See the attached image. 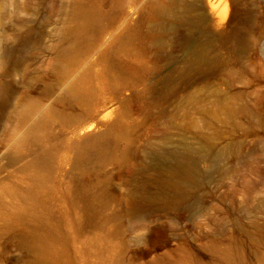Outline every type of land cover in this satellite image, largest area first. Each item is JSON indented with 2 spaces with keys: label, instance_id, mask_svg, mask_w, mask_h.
<instances>
[{
  "label": "rangeland",
  "instance_id": "obj_1",
  "mask_svg": "<svg viewBox=\"0 0 264 264\" xmlns=\"http://www.w3.org/2000/svg\"><path fill=\"white\" fill-rule=\"evenodd\" d=\"M73 1L0 0V264L46 249L50 264H264V0H217L220 22L163 18L162 44L159 0H81L98 21L63 67ZM105 128L118 136L96 151L75 145ZM166 139L227 152L175 207L137 173ZM138 192L159 198L134 209Z\"/></svg>",
  "mask_w": 264,
  "mask_h": 264
},
{
  "label": "bare ground",
  "instance_id": "obj_2",
  "mask_svg": "<svg viewBox=\"0 0 264 264\" xmlns=\"http://www.w3.org/2000/svg\"><path fill=\"white\" fill-rule=\"evenodd\" d=\"M156 3L157 5L154 10V15L160 19L159 21H161L159 26L155 25L156 35L158 36H156V38L159 39V44H162L163 38H172L173 32L170 27L165 26L163 18L173 17L175 20L181 22H185L189 19H195L200 22L205 21L206 18L220 22L225 19L223 11H219V13L217 12L215 15L217 0H159ZM69 16L71 17L72 25L68 26L67 24L62 29L61 35L70 41L72 37H75V34L87 35L89 31L96 26L98 21V15L94 14L90 7L81 0H74L72 2ZM210 42L213 44H221L226 48L228 47V42L224 39V37L211 38ZM76 43L77 42L75 41L73 43L71 41L70 46L65 49L64 53H62L65 58V60L61 63L63 67H65L67 62L71 59L72 53L77 47L75 46ZM183 44L184 42L180 43V45ZM209 47L210 45L207 43H199L190 47L188 50L189 60L185 63L188 64V61H202L205 58L204 55ZM1 56L2 55H0V58ZM184 66L186 67V64ZM90 70H92L91 67ZM90 76L91 73L87 67L71 82L69 89L73 91L74 95L78 97H85L90 93L89 91L92 89L91 87L94 86V84L90 83V81L92 79L94 80V78H90ZM89 79L91 80L89 81ZM39 126L40 121L36 120L30 125L27 131L33 134L38 130ZM90 128L91 126L88 127V129ZM117 136L118 134L113 132L110 128H105L89 139L84 138L83 140H78V142L76 141L75 145L84 146L88 149H92V151H96L97 147H101L105 144V141L108 138L114 139ZM152 151L153 152L144 153L142 161L137 169V173L139 176L145 177V181L151 182L157 187L166 189L169 192L173 191L175 198L172 197V194H170L172 201L170 198V201L167 203L173 206L183 201L185 196L188 197L189 193L186 194V192L193 191L197 186L198 177L200 176L199 167L201 165H214L222 159L225 153H227L226 150L223 149L219 152L212 153L210 145L200 141L193 144L172 139L164 140L159 147L154 148ZM10 155V153H7V156ZM34 162L36 166H43L46 160L45 157H39ZM152 173H155V175ZM38 174L39 173L37 172L34 175L35 177L40 178L41 175ZM133 197L132 208L134 209L138 207L143 198L148 202H152L154 199L158 200L159 198L147 196L142 197L140 192ZM187 197L185 198L187 199ZM43 243H45V241H43ZM51 254L52 253L48 252L46 249L43 253L41 252V254H39L32 264H50L54 258V254Z\"/></svg>",
  "mask_w": 264,
  "mask_h": 264
}]
</instances>
